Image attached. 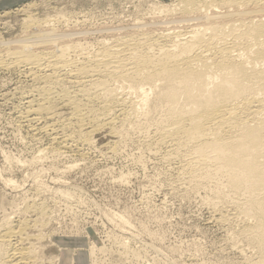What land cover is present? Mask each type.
<instances>
[{
  "label": "bare ground",
  "instance_id": "6f19581e",
  "mask_svg": "<svg viewBox=\"0 0 264 264\" xmlns=\"http://www.w3.org/2000/svg\"><path fill=\"white\" fill-rule=\"evenodd\" d=\"M179 1L173 8L161 6L154 13L166 15V20L179 13V18L159 22L164 26L185 23L190 30L166 28L168 34L153 35L156 30L149 32L148 26L139 30L140 35L129 34L117 44L100 42L97 53L86 49L89 44L81 42L82 34L69 23L61 27L58 19L39 20L30 15L24 20L22 37L0 38V70L24 69L34 81L42 82L35 84L36 94L33 89L26 93L32 94L24 97L26 109L20 115L22 123L37 125L36 131L57 137L58 103L71 110L61 123L71 133L66 139L89 141L104 130L120 138L121 126L142 135L152 132L157 144L168 147L166 158L180 160L188 185L213 188L215 197L208 200L212 209L229 205L227 214L233 215L232 211L242 219L240 237L259 252L258 261L251 264H264V0ZM150 92L156 93L154 101ZM135 94L139 101L132 99ZM157 112L159 118L153 117ZM5 184L13 190L22 188L13 179ZM65 196L70 194L66 191ZM22 210L38 217L15 225L13 219L19 216L13 218L7 209L2 210L0 264L49 263L46 240L51 236L44 229L50 218L45 204L27 201ZM115 222L119 228L127 225L122 218ZM120 245L134 260L142 259L126 242ZM97 252L104 250L89 248L78 259L101 264Z\"/></svg>",
  "mask_w": 264,
  "mask_h": 264
},
{
  "label": "rangeland",
  "instance_id": "374dc122",
  "mask_svg": "<svg viewBox=\"0 0 264 264\" xmlns=\"http://www.w3.org/2000/svg\"><path fill=\"white\" fill-rule=\"evenodd\" d=\"M179 3V0H0V38L8 41L22 37L24 20L33 15L39 20L58 19L61 27L69 23L71 29L76 28L82 34L81 42L90 45L86 49L97 53L102 47L100 42L114 45L121 42L120 38L140 35L139 30L148 26L149 32L156 30L152 34L165 31L168 34V30L176 29L187 31L185 27L189 25L185 23L180 26L161 23L179 18V13L168 15V20L166 15L154 13L161 6L173 8ZM20 70H0V220L3 209L13 218L19 216L13 219L15 225L20 220H34L38 216L24 213V203L45 204L47 219H50L44 231L51 236L49 242L46 240L50 246L46 252L51 261L44 264H87L84 257H78L93 247L104 250L96 253L101 264H251L258 261V249L239 235L242 219H237L232 211L233 215L227 214L231 210L229 205L219 212L212 209L208 200L215 197L213 188L195 189L188 185L187 176L180 170V160L167 159L168 147L157 144L152 132L142 135L129 131V126H121L118 128L122 130L121 139L117 135L112 137L106 130L96 132L89 141L66 139L71 133L62 125L71 112L58 103L55 105L56 138L51 133L36 131L34 123V127L22 123L20 115L24 114L27 101L24 97L36 94L38 84H35L39 81H34L24 69ZM64 86L70 88L67 84ZM29 91L32 93L27 95ZM136 95L130 98L133 96V100L139 101L140 96ZM149 97L154 101L156 93L150 92ZM158 116V112L153 114L155 118ZM158 146L162 148L159 150ZM19 160L23 161L22 165ZM9 179L17 181L23 189L7 188L5 180ZM66 191L70 197L65 196ZM121 218L127 224L125 228L116 225L115 220ZM121 242H126L131 252L139 251L142 259L134 260L133 254L121 247Z\"/></svg>",
  "mask_w": 264,
  "mask_h": 264
}]
</instances>
